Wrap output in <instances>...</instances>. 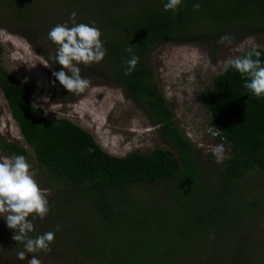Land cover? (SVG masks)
<instances>
[{
	"label": "trees",
	"instance_id": "trees-1",
	"mask_svg": "<svg viewBox=\"0 0 264 264\" xmlns=\"http://www.w3.org/2000/svg\"><path fill=\"white\" fill-rule=\"evenodd\" d=\"M47 1L36 11L38 0H0V9L19 24L36 20L34 38L39 39L49 33L38 20L47 16V5L75 12L76 24L98 28L106 50L100 65L144 109L177 157L160 149L120 158L104 153L70 121L44 118L31 102L32 83L15 80L0 66V92L9 116L32 152L35 171L51 188L53 213L37 223L38 231L51 227L54 232L59 225L54 241L67 247L72 264H264V240L240 241L235 232L260 209L255 200L241 209L235 189L253 172L264 173V97L244 88L246 80L233 68L211 79L203 103L208 127L221 131L214 140L227 146L230 156L201 186L195 154L174 127L145 63L149 51L165 40L242 39L253 27L263 28L264 0H181L176 12L164 10L167 0ZM196 3L199 10L193 8ZM256 49L264 64V50ZM133 55L139 63L125 76ZM73 97L59 83L53 85L55 100ZM0 151L9 158L26 157L24 148L1 137ZM158 184L164 192L160 197L134 193ZM7 228L0 219V233Z\"/></svg>",
	"mask_w": 264,
	"mask_h": 264
},
{
	"label": "rangeland",
	"instance_id": "rangeland-1",
	"mask_svg": "<svg viewBox=\"0 0 264 264\" xmlns=\"http://www.w3.org/2000/svg\"><path fill=\"white\" fill-rule=\"evenodd\" d=\"M42 3L45 5L48 1L38 0L37 4L33 3L36 11L43 8ZM52 6H45L43 12L46 10L47 16L38 19L46 31L58 24L73 26L71 14H66L64 9L56 10ZM7 12L5 8L0 9V66L15 80L32 83L31 102L42 111L44 118H64L70 121L87 132L104 153L113 157H124L134 151L149 154L157 149L169 150L177 157L170 144L161 138L144 109L111 80L100 63L91 66L79 65L81 76L90 81L85 92L74 93L69 102H59L52 98L53 85L59 83L52 75L53 71L60 70V65L54 59L57 46L50 44L48 35L40 39L34 38L36 20L19 24L11 20ZM243 35L242 39L232 36L234 39L230 45L218 44L220 37H200L190 41L186 38L165 40L154 46L145 59L151 80L171 112L174 127L195 154L201 186L211 182L209 174L230 156V150L225 145L222 162L218 163L213 155L212 148L220 143L208 131V112L203 104L205 89L210 85L211 79L222 72L223 62L229 57H241L244 52L254 47L264 50V27H253ZM0 137L26 150L25 158L36 173L35 180L41 189L47 190L50 211L45 218L49 219L53 213L50 185L35 171L32 152L22 142L1 92ZM3 157L6 155L0 151V158ZM235 190L242 205L241 209L251 200H255L260 206L235 232L240 241L245 239L260 243L259 241L264 240V173L253 172L249 178L238 183ZM134 193L145 197L147 194L156 197L164 194L161 184L139 187L134 189ZM0 219L5 220L3 217ZM43 219L29 217L34 225V231L29 233L30 237L34 238L52 229L50 227L42 232L41 229L38 231L37 223ZM13 234V230L9 228L0 233V264H28V259L33 255L41 264H72L74 261L69 256L67 247L57 241L50 245L49 253H26L25 260H20L17 252L23 250V245L14 246L16 242L12 239Z\"/></svg>",
	"mask_w": 264,
	"mask_h": 264
},
{
	"label": "clouds",
	"instance_id": "clouds-1",
	"mask_svg": "<svg viewBox=\"0 0 264 264\" xmlns=\"http://www.w3.org/2000/svg\"><path fill=\"white\" fill-rule=\"evenodd\" d=\"M181 5V0H167L163 5L165 11L176 12ZM194 10H199L200 4L193 5ZM76 13L70 15L73 26L58 24L48 33V39L57 46L54 59L60 65L59 71H53L55 81L69 93L80 94L90 86V81L81 76L79 65L91 66L100 63L106 50L101 40V32L98 28L86 23H75ZM233 37L222 36L218 44H231ZM131 51V49H129ZM261 52L255 47L245 56L229 57L224 63L227 71L235 69L242 79H245L243 87L250 90L256 98L264 97V64L261 62ZM124 75L128 76L139 63V57L133 55L127 62ZM213 136H219L221 131L217 128H209ZM216 161L224 159L225 146L223 143L212 148ZM36 173L23 155H13L0 158V217L6 221V225L14 234L12 239L16 244H22L23 250L17 252L18 259L25 260L26 253H49L50 245L54 242L55 233L46 232L36 237H30L34 231V225L29 217L43 219L49 213L47 190L41 189L35 180ZM60 226H56V231ZM28 264H41V261L33 255L28 259Z\"/></svg>",
	"mask_w": 264,
	"mask_h": 264
}]
</instances>
